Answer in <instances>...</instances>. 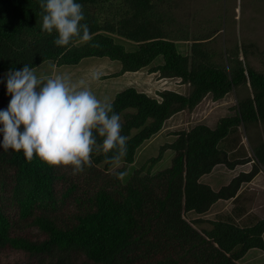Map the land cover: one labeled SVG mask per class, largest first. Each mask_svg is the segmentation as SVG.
Wrapping results in <instances>:
<instances>
[{"label":"trees","instance_id":"trees-1","mask_svg":"<svg viewBox=\"0 0 264 264\" xmlns=\"http://www.w3.org/2000/svg\"><path fill=\"white\" fill-rule=\"evenodd\" d=\"M107 1L76 0L83 6L81 23L93 39L59 47L55 32L41 31V0H0V77L24 64L34 68L51 61L58 67L106 57L121 65L108 76L147 68L161 78L179 79L189 91L163 89L154 97L128 86L115 93L109 102L121 117V135L129 139L127 156L114 170L103 154L93 153V166L72 176L70 169L49 167L36 157L28 162L22 151L0 149V251H24L36 258L35 264H239L251 248L264 252V217L248 225L213 219L202 230L194 223L206 220L185 217L191 211L206 213L217 200L236 198L240 186L264 165V136L252 147L251 158L230 157L220 145L239 127L264 122V71L248 62L251 44L239 46L242 58L238 48L225 51V64L212 59L204 38L194 39L190 53L183 54L165 30L164 18L155 13L154 0H124L127 9L119 18L104 19L96 10ZM114 35L135 47L127 49ZM157 57L161 63L152 65ZM239 86L247 94L232 114L214 126L197 123L172 132L174 139L148 159L154 164L171 149L167 167L143 172L141 165L119 177L168 118L193 109L206 95L217 100ZM5 91L0 89V98ZM250 161L248 171L218 189L202 181L218 164L233 170ZM67 201L73 208L64 207Z\"/></svg>","mask_w":264,"mask_h":264},{"label":"rangeland","instance_id":"rangeland-1","mask_svg":"<svg viewBox=\"0 0 264 264\" xmlns=\"http://www.w3.org/2000/svg\"><path fill=\"white\" fill-rule=\"evenodd\" d=\"M155 13L164 18L163 26L168 34L176 39L177 47L183 54L190 53V45L194 39H206L205 48L211 53L212 59L225 64V51L239 52L240 45L251 44L248 48V62L250 66L259 71H264V0H154ZM96 11L104 19L119 18L127 9L124 0H109L99 5ZM116 41L122 43L127 49H133L135 43L114 35ZM161 63L157 57L152 65ZM51 61H45L34 67L37 76L52 75L54 73L68 74L73 81L87 80L92 72H99L100 79L91 83L92 91L99 99L111 101L115 93L128 86L156 97L157 91L171 89L180 93L189 91L188 84L180 83L177 78H161L157 73H151L147 68L135 72H125L119 76H108L120 70L119 61L106 57H88L82 59L76 65L56 66ZM0 77V89L6 87V73ZM107 75L105 78L102 76ZM247 94L244 86H239L223 98L214 100L211 95L204 98L191 110L184 109L168 118L162 129L145 140L136 150L133 163L128 165L127 177L133 170L145 165L144 171L155 172L170 164L173 151L165 149L161 158L154 164H150L149 158L159 152V147L174 139L171 134L179 129H188L197 123L214 126L218 118L232 114L237 100ZM3 97L8 98L5 101ZM0 98V110L7 108L11 97L3 93ZM264 136V122L251 124L245 129L239 127L226 140L220 143L227 149L232 157L244 154L252 157V147ZM240 154V155H242ZM123 161L120 166H122ZM119 166V167H120ZM252 161L237 165L233 170H228L222 164L216 165L213 170L204 176L202 181L211 185L213 189L227 183L229 179L240 171H248ZM118 167L111 165L110 170ZM65 208H73L67 201ZM189 221L202 218L206 222L194 223V226L202 230L209 228L207 223L213 219L231 220L239 225H248L257 218L264 217V165H260L259 172L249 181L243 183L237 191L236 198L217 200L203 215H196L193 211L185 213ZM34 233H37L33 229ZM264 238V233H263ZM36 258L24 251L7 249L0 251V264H35ZM239 264H264V252L257 248L249 249L238 260Z\"/></svg>","mask_w":264,"mask_h":264},{"label":"clouds","instance_id":"clouds-1","mask_svg":"<svg viewBox=\"0 0 264 264\" xmlns=\"http://www.w3.org/2000/svg\"><path fill=\"white\" fill-rule=\"evenodd\" d=\"M39 7L41 31L55 32L56 46L93 39L88 25L81 23L83 6L76 0H41ZM5 75L11 99L0 110V149L22 151L28 162L36 157L49 167L70 169L72 176L93 166V153L103 154L106 164L121 165L129 138L121 135V117L113 104L92 91L99 72L73 81L68 74L37 76L34 68L24 64ZM118 175L123 178L126 172Z\"/></svg>","mask_w":264,"mask_h":264},{"label":"crops","instance_id":"crops-1","mask_svg":"<svg viewBox=\"0 0 264 264\" xmlns=\"http://www.w3.org/2000/svg\"><path fill=\"white\" fill-rule=\"evenodd\" d=\"M217 189H218V188H217ZM212 206H213V205H212ZM210 208H211V207H210ZM210 208H209V209H210ZM202 215H203V214H202ZM263 233H264V232H263Z\"/></svg>","mask_w":264,"mask_h":264}]
</instances>
